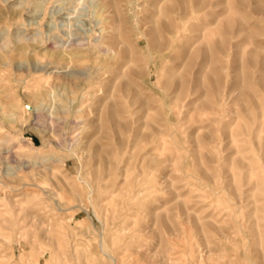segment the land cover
Listing matches in <instances>:
<instances>
[{
  "label": "rangeland",
  "instance_id": "374dc122",
  "mask_svg": "<svg viewBox=\"0 0 264 264\" xmlns=\"http://www.w3.org/2000/svg\"><path fill=\"white\" fill-rule=\"evenodd\" d=\"M111 1L0 0V264H264V0Z\"/></svg>",
  "mask_w": 264,
  "mask_h": 264
},
{
  "label": "bare ground",
  "instance_id": "6f19581e",
  "mask_svg": "<svg viewBox=\"0 0 264 264\" xmlns=\"http://www.w3.org/2000/svg\"><path fill=\"white\" fill-rule=\"evenodd\" d=\"M108 4H110V2H112L111 0H105ZM158 1V3L159 2H169V1H171V4H168V3H166L165 4V6H164V10H162L159 14H157L158 16H159V20H157L156 18L155 19H153V17L152 18H150V23L152 24V27L150 28V30H149V33H148V36H149V38H150V44L152 45V47H153V49L156 51V52H161L164 48H165V46H166V44L167 43H172V42H174V40H175V38L173 37L174 36V34H175V25H174V20L173 19H171V17L169 16V15H172V14H170V13H178L179 15H182V12H183V7L185 6V5H187V2L189 1V3L190 2H192L193 0H157ZM39 3V2H38ZM37 3V4H38ZM187 8V7H186ZM185 9V8H184ZM192 10H194L195 11V9H193L192 8ZM191 10V11H192ZM187 11H189V9H187ZM186 11V12H187ZM190 13V12H189ZM164 16V17H163ZM161 18V19H160ZM7 32V31H6ZM17 34V33H16ZM16 34H13L12 36H17L18 37V35H16ZM17 37H16V39H17ZM166 37H168L167 39H166ZM7 40H9L8 38H6ZM15 39V40H16ZM77 39V38H76ZM75 39V42L73 43V45L70 47V50H72V51H74L73 53H68V54H64V51L65 50H59L58 51V54H59V56H61V57H63V58H66V59H69V57H72V56H80V55H78V52L81 50V51H83V50H88L91 46H92V44H91V42H88L87 44H84L82 41H84V40H76ZM8 42V41H7ZM113 43H114V40H113ZM6 44V43H5ZM4 44V46H6ZM59 45H61V44H59ZM24 46V45H23ZM22 46V47H23ZM85 46H87V48H84ZM106 46L107 47H112V44L110 43V44H106ZM25 47V46H24ZM23 47V48H24ZM57 48H59V46H56ZM102 46H97L96 48H101ZM103 48V47H102ZM26 49V48H25ZM21 51H23V49L21 50ZM23 52H26V51H23ZM264 65V64H263ZM264 70V69H263ZM262 71V70H261ZM140 71H137V70H135L134 71V75L135 76H140L141 75V73H139ZM263 72V71H262ZM262 72H261V74H262ZM264 73V72H263ZM263 76V75H262ZM177 80V79H176ZM260 80V83H261V85H262V87L264 88V78H261V79H259ZM184 83V79H178V81H176L175 82V84L177 85V87L179 86V85H181V84H183ZM167 84H168V82L165 84V87H168L167 86ZM132 87H133V84L132 83H130L129 81H128V83H126L125 85H124V87H123V89H124V91H129V90H131L132 89ZM211 87H212V85H211ZM210 87V88H211ZM138 95L137 94H135L134 93V97H137ZM260 108L258 105L257 106H255V108ZM22 108V110H23V112L25 111L24 110V108L23 107H21ZM257 108V109H258ZM261 108H262V114H263V109H264V107H263V105H261ZM260 110V109H259ZM19 111H20V109H19ZM258 111V110H257ZM260 112V113H261ZM259 113V112H258ZM259 113V114H260ZM258 114V115H259ZM103 125H109V126H111L112 128H114V129H116L117 131H120V130H122L123 128H124V126L120 123V122H118L117 120H116V113H115V110H114V108H108L106 111H105V113H104V118H103ZM154 131V130H153ZM152 131V132H153ZM154 133V132H153ZM154 134H156V133H154ZM163 134V133H162ZM152 136H150V137H154L153 138V140H155L157 143L158 142H161L162 141V137H161V134H158V135H154L153 136V134H151ZM152 139V138H151ZM10 141V140H9ZM44 146V145H43ZM42 146V147H43ZM35 147V146H34ZM37 148V147H36ZM42 149V148H41ZM81 180V179H80ZM74 185V184H73ZM46 191V190H45ZM44 191V192H45ZM52 191V190H51ZM46 193V192H45ZM52 193V192H51ZM47 194V193H46ZM45 194V195H46ZM47 196H48V194H47ZM46 196V197H47ZM49 197V196H48ZM58 216V215H57ZM71 223V222H70ZM100 237V236H99ZM102 238V237H101ZM74 241V240H73ZM256 241V240H255ZM258 241V240H257ZM100 242V241H99ZM98 242V243H99ZM102 242V241H101ZM261 242V241H260ZM223 243V242H222ZM263 243V242H262ZM261 244V243H260ZM264 244V243H263ZM101 245V244H100ZM215 245V244H214ZM218 246V245H217ZM233 246V245H232ZM231 246V247H232ZM259 246V245H258ZM262 247V246H261ZM75 248V247H74ZM98 248V247H97ZM110 248H111V246H110ZM101 249V248H100ZM214 249V248H213ZM234 249V248H233ZM235 249H236V247H235ZM234 249V250H235ZM257 249H259V248H257ZM69 250V249H68ZM74 250V249H73ZM93 250V249H92ZM214 251V250H213ZM232 251V250H231ZM236 251V250H235ZM71 252V251H70ZM81 252V251H80ZM97 252H99V251H97ZM101 252V251H100ZM102 252H103V250H102ZM115 252V251H114ZM223 252V251H222ZM259 252H262V250L261 251H259ZM62 253H65V252H62ZM211 253V252H210ZM71 254H73L72 252H71ZM83 254H84V252H83ZM101 254V253H100ZM105 254V253H104ZM103 254V255H104ZM213 254V253H212ZM211 254V255H212ZM220 254V253H219ZM222 254V253H221ZM236 254V253H235ZM63 255H65V254H63ZM79 255V254H78ZM106 255V254H105ZM83 256H85V254L83 255ZM77 258V257H76ZM83 258H85V257H83ZM89 258V257H88ZM79 259H81L80 257H79ZM94 260H96L95 258H94ZM236 260V259H235ZM237 260H239V259H237ZM236 260V261H237ZM57 261V260H56ZM62 261H63V259H62ZM61 261V262H62ZM69 261V260H68ZM98 261V260H97ZM112 262V261H111ZM68 263V262H67ZM85 263V262H84ZM63 264H64V262H63ZM78 264V263H77Z\"/></svg>",
  "mask_w": 264,
  "mask_h": 264
}]
</instances>
